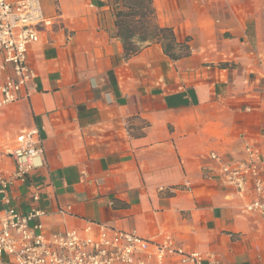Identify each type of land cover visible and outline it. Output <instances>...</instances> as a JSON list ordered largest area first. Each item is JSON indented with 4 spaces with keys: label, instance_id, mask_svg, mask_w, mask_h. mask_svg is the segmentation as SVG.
Here are the masks:
<instances>
[{
    "label": "crops",
    "instance_id": "0c3cea01",
    "mask_svg": "<svg viewBox=\"0 0 264 264\" xmlns=\"http://www.w3.org/2000/svg\"><path fill=\"white\" fill-rule=\"evenodd\" d=\"M40 2L51 24L28 47L36 77L0 108L3 170L21 131L37 127L43 150L14 207L43 209L51 230L133 232L151 253L168 237L203 264H264V219L209 158L233 163L246 143L264 153V0H152L154 23L188 48L177 59L159 43L127 57L110 0Z\"/></svg>",
    "mask_w": 264,
    "mask_h": 264
},
{
    "label": "built area",
    "instance_id": "2783aa9c",
    "mask_svg": "<svg viewBox=\"0 0 264 264\" xmlns=\"http://www.w3.org/2000/svg\"><path fill=\"white\" fill-rule=\"evenodd\" d=\"M50 24L40 0H0V108L28 96L27 86L36 77L27 60L28 47ZM39 141V129L32 127L17 134L3 151L14 160V167L8 172L0 167V264H148L149 257L154 264H203L201 253L186 252L168 237L151 253L142 248L148 240L104 223L85 221L81 229L51 230L42 223L43 209L33 205L20 213L13 205L12 190L28 180L33 159L43 153L36 146ZM209 158L219 162L221 181L247 199L245 212L264 219L262 150L246 143L242 158L233 163L215 152ZM30 197L39 200L37 188ZM207 258V264H217L213 256Z\"/></svg>",
    "mask_w": 264,
    "mask_h": 264
},
{
    "label": "trees",
    "instance_id": "16d2710c",
    "mask_svg": "<svg viewBox=\"0 0 264 264\" xmlns=\"http://www.w3.org/2000/svg\"><path fill=\"white\" fill-rule=\"evenodd\" d=\"M110 1L117 8L115 11L117 35L127 57L138 53L143 44L150 43H159L163 53L171 59L188 53L187 46L175 40L170 28L160 27L154 23L152 0ZM138 30L140 31L137 32Z\"/></svg>",
    "mask_w": 264,
    "mask_h": 264
},
{
    "label": "rangeland",
    "instance_id": "374dc122",
    "mask_svg": "<svg viewBox=\"0 0 264 264\" xmlns=\"http://www.w3.org/2000/svg\"><path fill=\"white\" fill-rule=\"evenodd\" d=\"M150 28V27H149ZM140 30H138L137 32H139ZM142 46H145V44H143Z\"/></svg>",
    "mask_w": 264,
    "mask_h": 264
}]
</instances>
